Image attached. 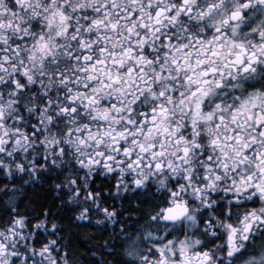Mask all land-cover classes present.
Listing matches in <instances>:
<instances>
[{"label":"snow or ice","instance_id":"6c2138e0","mask_svg":"<svg viewBox=\"0 0 264 264\" xmlns=\"http://www.w3.org/2000/svg\"><path fill=\"white\" fill-rule=\"evenodd\" d=\"M253 2L259 13L241 11L255 12ZM261 16L264 0L228 8L224 0H14L11 11L0 4V156L31 157L43 137L36 151L51 145L53 167L71 151L74 168L131 175L136 189L149 176L181 175L184 183L170 188L160 181L162 200L137 205L150 253L143 264H264ZM245 17L258 39L237 38ZM32 94L39 119L21 103ZM45 129L56 135L44 137ZM197 178L203 211L185 196ZM67 182L74 199L96 201L78 173ZM216 192L225 202L214 207ZM23 228L18 216L0 234V264L50 260L55 249L39 237L30 250L13 247Z\"/></svg>","mask_w":264,"mask_h":264},{"label":"clouds","instance_id":"9594fccd","mask_svg":"<svg viewBox=\"0 0 264 264\" xmlns=\"http://www.w3.org/2000/svg\"><path fill=\"white\" fill-rule=\"evenodd\" d=\"M202 2L203 0H198V3ZM233 3H241V0H224V7L228 8ZM0 4L11 11L14 0H0ZM253 9L255 12L248 9H241V11H247L249 16H255L261 11L256 7L255 2H253ZM260 19L264 20V16ZM248 23L249 18L245 17L238 28L240 35L237 38L258 39L252 34V29L247 26ZM210 31L206 29V33ZM228 35L231 36V26H228ZM225 83L227 84L228 81L225 80ZM4 99L7 97L5 96ZM226 100L230 103L231 95ZM21 103L28 109L26 116L31 115L33 119H39V114L35 112L37 107L35 94L31 97L25 95L21 98ZM54 135L56 133L44 130V137L50 138ZM42 141L43 137L41 142H34L35 148L32 150L31 157L25 154H22L20 159H15L14 155L11 159L7 154L0 156V165L5 169L0 173V234H6V229L13 226L18 216H22L23 234L13 247H26L30 250L39 237L40 242L47 240L50 248L55 249L50 260L42 261L40 256L36 255L29 264H143V255H150V253L145 248L148 241L140 239L143 232L141 220L143 208L137 205L146 206L156 200H162L165 189L160 186V181L165 180L167 187L170 188L177 181L184 183L182 176H171L170 179L160 174L149 176L145 186L136 189L131 183V175L127 180H118L102 171L94 170L93 175H87L80 171L78 166L74 168L75 157L71 151L68 156L57 161L56 167H53L50 163L53 159L51 145L36 151V148H40ZM45 154L48 156V162L37 165L35 161L40 160ZM18 165H22L24 171H19ZM9 167L14 175L9 174ZM147 171L145 169L146 173ZM77 173L85 191L94 190L98 193L96 201L83 196L79 199L72 197V186L67 181L69 177L77 178ZM193 175L195 176V173ZM116 183L127 184L128 190L124 191L123 188L117 190L113 187ZM198 184L203 187L199 178L194 179L192 187L187 188L185 196L199 207L200 211H203L200 201L196 198L197 194L193 190ZM214 196L218 198L213 200L214 207L225 202L222 193L216 192ZM20 200H23L22 208L17 204ZM97 204L101 207H97ZM103 206L114 208L118 214L111 219L103 215L102 221H98L104 224L103 232L88 236V245L82 248L79 241L93 228L90 222L101 213L103 214ZM208 214L211 215V210ZM175 228L182 230L185 226L176 225ZM17 232H20L18 226ZM258 241L259 238L257 245ZM7 242L11 243V240ZM211 243L215 250L216 244L220 241ZM29 254L31 255V251ZM219 255L223 256V253ZM8 259L10 264L11 258Z\"/></svg>","mask_w":264,"mask_h":264},{"label":"flooded vegetation","instance_id":"af4514ba","mask_svg":"<svg viewBox=\"0 0 264 264\" xmlns=\"http://www.w3.org/2000/svg\"><path fill=\"white\" fill-rule=\"evenodd\" d=\"M18 206L19 207H23V200H20L17 202ZM18 218V217H17ZM102 218H103V214L101 213L100 216L96 217L94 220H92L90 223L93 224V228L88 232V233H94V235L96 234H99V233H102L103 230H104V224L102 222H99L98 221H102Z\"/></svg>","mask_w":264,"mask_h":264},{"label":"trees","instance_id":"16d2710c","mask_svg":"<svg viewBox=\"0 0 264 264\" xmlns=\"http://www.w3.org/2000/svg\"><path fill=\"white\" fill-rule=\"evenodd\" d=\"M92 235H94V233L92 234V233H88L85 237H83L82 239H81V241H79V244H80V246L83 248V247H86L87 245H88V236H92Z\"/></svg>","mask_w":264,"mask_h":264}]
</instances>
